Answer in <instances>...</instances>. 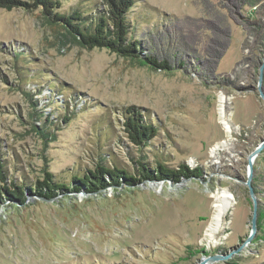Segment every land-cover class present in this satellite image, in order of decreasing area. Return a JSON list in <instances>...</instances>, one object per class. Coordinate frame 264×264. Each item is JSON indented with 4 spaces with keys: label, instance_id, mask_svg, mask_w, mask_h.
<instances>
[{
    "label": "rangeland",
    "instance_id": "1",
    "mask_svg": "<svg viewBox=\"0 0 264 264\" xmlns=\"http://www.w3.org/2000/svg\"><path fill=\"white\" fill-rule=\"evenodd\" d=\"M127 21L137 60L75 45L40 9H0V159L7 185L26 186L23 202L0 199V264H264V0H134ZM130 108L158 129L144 146L125 132ZM140 163L197 174L29 191L45 172L76 186L99 165Z\"/></svg>",
    "mask_w": 264,
    "mask_h": 264
},
{
    "label": "trees",
    "instance_id": "2",
    "mask_svg": "<svg viewBox=\"0 0 264 264\" xmlns=\"http://www.w3.org/2000/svg\"><path fill=\"white\" fill-rule=\"evenodd\" d=\"M31 1L32 4L18 0H0V9H11L13 5L40 9L47 25L62 30L64 35L69 37L75 45L90 50L95 48L106 49L123 58L139 59V42L129 39L130 27L127 21V15L134 5V0H101L105 10L100 11L94 17H89L91 12L86 13L82 9H74L70 13H63L61 11L63 5L60 0ZM140 63L161 70L170 69L167 62H157L153 57H146L145 64ZM126 112L125 132L133 144L144 146L158 134V129L152 123L146 122V118L137 110L130 108ZM140 166L141 172L131 174L117 167L111 168L99 165L95 170L89 171L88 174L82 177L74 176L71 182H76L78 184L76 186L56 181L52 172H45L44 178L37 180L33 190L30 188L29 191L38 197L48 199L58 192L79 191L83 188L87 193L94 194L109 185L117 186L121 181L134 185L139 182L138 175L150 180H162L164 177L179 179L197 174V171L191 172L185 165L180 166L179 170H170L164 164H158L159 176L155 177L153 176L154 172L146 166L141 163ZM0 182L4 184L0 187V199L3 195H6L10 200L23 202L26 195V186L24 184L18 185L14 181L7 185V173L1 159Z\"/></svg>",
    "mask_w": 264,
    "mask_h": 264
},
{
    "label": "bare ground",
    "instance_id": "3",
    "mask_svg": "<svg viewBox=\"0 0 264 264\" xmlns=\"http://www.w3.org/2000/svg\"><path fill=\"white\" fill-rule=\"evenodd\" d=\"M230 199V194L227 192H222L220 195L216 197V207L217 213L215 215L214 224L211 226V232L215 231L218 227L219 220L222 216V214L225 212L228 201ZM207 261V260H206ZM209 261H207L206 264H208Z\"/></svg>",
    "mask_w": 264,
    "mask_h": 264
},
{
    "label": "water",
    "instance_id": "4",
    "mask_svg": "<svg viewBox=\"0 0 264 264\" xmlns=\"http://www.w3.org/2000/svg\"><path fill=\"white\" fill-rule=\"evenodd\" d=\"M260 70H261V79H262V76H263V72H262V70H263V65L261 66V68H260ZM263 96V95H262ZM264 98V97H263ZM262 145H264V143H262ZM255 155V153H253L252 154V156L251 157H253ZM250 165H251V161H250ZM252 197H253V199H254V196H253V194H252ZM255 200V199H254ZM255 204H256V201H255ZM252 229H253V231H255L256 230V209L254 210V217H253V220H252ZM216 259V257H212L211 258V260H215ZM207 263V261L205 260V261H203V262H201V264H206Z\"/></svg>",
    "mask_w": 264,
    "mask_h": 264
}]
</instances>
